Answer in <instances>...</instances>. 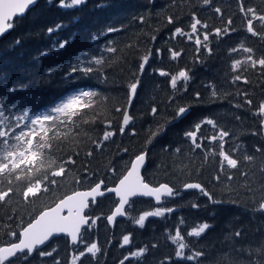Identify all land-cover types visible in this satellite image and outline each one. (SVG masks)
<instances>
[{
	"label": "trees",
	"instance_id": "1",
	"mask_svg": "<svg viewBox=\"0 0 264 264\" xmlns=\"http://www.w3.org/2000/svg\"><path fill=\"white\" fill-rule=\"evenodd\" d=\"M244 3L255 8L258 14H264V0H244ZM216 7L221 8V14L214 12ZM192 12L208 23L207 31L225 27L228 18L233 20L230 28L234 30L227 35L210 36L212 54L208 55L202 50V62H194L193 43L183 37L169 41L174 27L189 30L187 26ZM141 15L146 18L145 24L135 19ZM168 16L178 17L177 22L167 24ZM14 23V28L0 38V98H3L6 110L17 105L11 108L12 113H19L26 106L43 111L55 103L68 87L63 83V76L70 71V60L82 52L87 54L85 59L98 56L101 47L115 41L114 46L121 51L112 55L121 58L127 53V56L126 62L113 60L111 67L104 69L107 82L93 74L91 79L71 85L72 88H95L110 98V101L104 100L103 96L100 98L98 112L103 115L106 106L107 116L112 119L110 130L114 135L99 148L83 135L75 136L72 130H69L68 140L63 143L54 141L53 170L69 155L75 163L63 165L66 168L65 176L57 177L59 186L49 192L25 201L22 188H18L17 194L6 203H0V218L10 223L11 229L26 225L41 210L52 207L75 190L89 188L99 181H104L107 186L114 185L130 159L146 151L145 179L151 185L168 183L177 189L180 195L162 202L164 207H175L177 210L161 217H149L141 228L134 223L135 219L144 211L154 210L161 205L156 206L151 199L136 198L129 214L118 219L111 230L106 216L116 200L112 194L105 195L87 210L91 217L100 219L84 236L89 245L96 242L100 252L95 257L86 254L81 258L82 264H120L130 248L145 245L148 248L145 256L133 260L132 264H159L166 257H172L170 264H195L177 261L174 257L175 246L168 239L169 235H174L180 218L186 221L184 227L189 229L205 221L212 225L199 238L186 237L196 250L205 253L200 258L201 264H264V212L258 208L264 198V127L259 122L261 117L254 115V108L235 106L243 103L241 96L228 94L246 91L253 105L264 100V73L259 67L242 72L249 83L245 84L243 80L230 83L235 75L230 69L231 61L247 55L243 52L230 53V49L243 45L254 49V58L264 55V27L259 21H254L260 34L252 36L247 33L246 18L239 11L238 0H211L207 6L202 4V0H85L72 9L61 8L60 0H38ZM56 25L62 27L49 33L48 29ZM109 27H122L123 30L92 42L93 35L99 37ZM152 35L156 36L155 41L149 40ZM65 41L67 46L64 49L59 52L53 50V45L58 47ZM129 44L135 45V49L125 47ZM168 47L184 49L186 54L178 61H170L166 51ZM157 48L163 50V60L153 58L140 76V85L129 109L134 120L121 134L122 118L115 108L126 103L128 84L132 82V73L137 69L139 57L146 54L148 49L154 51ZM45 52L50 55L44 56ZM184 67L191 69V81L187 92L182 97L178 96L177 100L180 104L192 103L193 107L186 117L176 121L172 108L166 107L168 97L172 95L167 78L161 77L153 69L162 68L174 73ZM209 83L216 85L221 93L215 99L210 98L209 89L205 87ZM195 92L200 93V102L195 101ZM37 98H40L39 102ZM153 106L158 108L156 116L151 114ZM85 118L91 120L92 116L89 114ZM204 118L213 119L218 129L230 133L229 137L224 138V150L241 160L238 169L220 172L219 141L209 143L205 140L203 149H194L191 142L186 140L184 132L190 130L194 122ZM166 120L171 123H165ZM161 126L162 131L157 132ZM94 127L96 130L90 133L92 139L102 138L104 125ZM87 128V125H83L81 131ZM201 131L204 136L217 133L206 124ZM177 148L179 152L175 151ZM257 148L261 151L257 152ZM123 149L128 151L124 152ZM89 151L92 152L91 156L87 155ZM245 154L254 159L251 162L243 161ZM113 168L116 169L115 174L110 172ZM242 172H246L247 176H242ZM229 174L232 176L230 181L226 178ZM85 176L89 179H83ZM217 176L219 180L215 179ZM188 182L202 184L214 199L222 203H211L197 191L181 192L180 188ZM194 202L200 204L198 209L190 207ZM7 217H12L11 221H7ZM236 230H241L240 237L234 236ZM3 232L4 226L0 223V245L6 242L2 238ZM124 234H132V244L122 248L120 245ZM52 248L57 249L54 258L61 264H71L74 252L86 251L83 244L79 245L78 250L74 249L64 236L55 237L44 246L48 251ZM15 264L20 262L16 261ZM25 264L54 262L53 257L42 258L33 254Z\"/></svg>",
	"mask_w": 264,
	"mask_h": 264
},
{
	"label": "snow or ice",
	"instance_id": "2",
	"mask_svg": "<svg viewBox=\"0 0 264 264\" xmlns=\"http://www.w3.org/2000/svg\"><path fill=\"white\" fill-rule=\"evenodd\" d=\"M85 0H60V7L64 9H72L81 4ZM36 3V0H0V37L12 30L15 26L17 18L24 16L27 10ZM202 4L207 6L211 4V0H202ZM239 11L243 13L246 18V31L252 36H257L258 33L254 21H259L264 27V14H258L253 7L246 6L244 0H238ZM214 12L221 14V8L216 7ZM190 22L188 24V31L184 27L177 26L169 37V41L176 40L177 37H183L187 41L195 45L194 48V62H202L200 55L203 50L208 55L212 54V48L209 46L210 36L215 34L217 37L227 35L233 23L232 18H228L225 27H215L212 31H207L209 25L203 22L195 12L190 13ZM135 19L139 20L141 24L146 23L145 16L141 15ZM177 18L173 16L167 17V24H175ZM62 25H56L55 28H49L48 32L52 33L59 30ZM122 27H109L106 32L100 33V36L93 35L92 42H96L99 38L109 35L110 33L122 31ZM156 36L149 37L150 41H155ZM115 45V41H109L99 50L98 56H92L85 59L86 53H80L74 59L70 60L68 68L70 71L63 76V83L67 85L64 93L43 111H36L31 106H26L19 113H12L11 108L17 105H12L8 110L3 106V98H0V203H6L11 197L17 194V189L22 188V198L25 201H30L38 197L41 193L49 192L53 187H58L59 182L57 177H64L66 168L64 164L75 161L69 155L67 160L63 161L60 166L53 170L55 161L52 156V148L54 141L69 139V130L75 136L83 135L97 147H101L104 141H108L114 132L111 129L112 119L108 118L105 106V112L102 115L98 112L101 105L98 103L103 96L98 89L88 86H77L72 88L71 85H79L80 81L91 79L93 74L97 78L103 79L107 82V76L103 74L106 67H111V62L116 60L117 63L126 62L127 53L121 58H117L112 54H117L119 50ZM67 46V42H62L57 47L53 45L54 51H61ZM126 48L135 49V45H125ZM162 49H148L146 54L139 57L137 69L132 73V82L128 84L126 93V103L122 107H116L115 112L120 114L122 118L119 131L121 134L125 132L127 126L133 122L134 117L129 114L128 108L131 106L134 97L137 94L140 85V76L144 73L146 66H148L153 58H160L161 62ZM170 61H178L185 55L184 49H177L175 47H168L166 49ZM243 52L247 55L233 59L230 64L231 72L235 73L231 77V84L243 80L245 84L249 83L246 76L242 72H247L249 68L256 69L259 67L264 73V55L259 58H254L252 47H245L241 45L239 48L233 47L230 53ZM44 56L50 55L45 52ZM158 72L161 77H166L167 82L172 90V95L168 97V104L166 107L172 108L174 112L173 119L180 121L189 114L193 107L192 103L180 104L177 97H182L188 90V84L191 81V69L184 67L178 68L176 72L166 71L162 68L153 69ZM209 89L210 98L215 99L221 93L218 91L216 85L209 83L205 85ZM229 95H237L243 98V103H237L236 107L248 106L250 109L254 108V115L261 117L260 124L264 127V100L258 104L253 105V100L248 98L247 92L228 93ZM195 101L200 102V93H194ZM40 98H37L39 102ZM104 100H109V97L103 96ZM20 103V102H17ZM91 114L92 119L85 117ZM153 116L158 115V108L153 106L151 108ZM165 123H171L166 120ZM97 124H103L102 138L93 140L90 133L94 132ZM210 125L214 130H217L215 135L204 136L202 133L203 125ZM87 125V130L81 131V126ZM163 126L157 129V132L162 131ZM63 129V131H62ZM133 134L135 132L133 131ZM200 134V135H198ZM254 135L256 133H253ZM186 140L191 142L194 149H203L204 141L209 143L219 141V170L221 173L227 169H238L241 160L235 158L224 150V138L229 137L230 133L223 129H218L216 122L211 118H204L199 122H194L190 130L184 132ZM239 148V146H237ZM167 150V149H165ZM234 149L233 151H236ZM127 152L128 149H123ZM179 152L180 149H176ZM261 151L260 148L256 149ZM88 156L92 152H87ZM146 152H141L135 155L134 159H130L125 166L123 173L120 175L113 187H108L104 181L95 183L86 191H74L70 195H66L59 199L53 207L43 209L34 218H30L26 225H22L19 229H11V224L5 222L0 218V223H3L4 232L3 237L6 242L0 245V264H15L19 261L20 264H25L28 258L33 254L40 257H53L54 264H61V261L54 258L56 248L51 251L45 250L48 242L61 235L70 238V244L74 249H79V245L83 244L86 251H76L73 254L71 264H82V259L86 254L95 257L100 248L96 242L90 245L85 242V234L92 229L100 217H91L86 212L91 205L97 203L98 197H104L106 193H111L118 199L115 201L114 210L106 217L109 224H112L117 217H125L129 214V209L134 204V198L147 197L152 198L159 207L154 210L144 211L135 219L134 223L141 228L144 227L145 221L149 217H161L165 213H173L177 209L175 207H164L163 201L165 198H173L180 195V192L168 183H160L158 186H152L147 182L142 170L146 165ZM243 161L251 162L254 157L250 155H243ZM113 174L116 169H110ZM242 176H247L246 172L241 173ZM229 181L232 176L229 174L226 177ZM83 179L87 180L89 177L85 176ZM219 180V176L215 177ZM14 182H16L14 184ZM80 181H77L79 183ZM103 187V190H101ZM184 190H197L200 195L207 197L208 201L214 204L222 203V201L214 199L212 194L200 183H185ZM190 207L198 209L199 203H191ZM259 210L264 212V198L261 199ZM12 217H7V221H11ZM186 221L183 218L178 220V226L175 228L174 235H169L168 239L175 246L174 257L177 261L184 260L187 262H195L201 264L200 258L205 255L201 250H196L193 243L186 240V237L199 238L209 230L212 225L208 222H201L198 225L192 226L190 229L184 227ZM11 229V230H8ZM183 229V234H182ZM241 230L234 232L235 237H240ZM132 244V234H124L122 236L121 247ZM156 247V245H152ZM147 246L130 248L120 264H132L133 260L142 258L147 253ZM172 257H166L164 261L159 264H170Z\"/></svg>",
	"mask_w": 264,
	"mask_h": 264
},
{
	"label": "water",
	"instance_id": "3",
	"mask_svg": "<svg viewBox=\"0 0 264 264\" xmlns=\"http://www.w3.org/2000/svg\"><path fill=\"white\" fill-rule=\"evenodd\" d=\"M37 1H38V0H36V3H37ZM36 3H35V4H36ZM35 4H34V5H35ZM34 5H33V6H34ZM33 6H31V7H33ZM31 7H30V8H31ZM30 8H29V9H30ZM27 11H28V10H27ZM27 11H26V12H27ZM7 33H8V32H7ZM4 35H5V34H4ZM4 35H3V36H4ZM0 38H1V37H0ZM129 109H130V107L128 108V111H129ZM144 152H146V151H144ZM146 153H147V152H146ZM139 154H140V153H139ZM133 159H134V158H133ZM146 163H147V157H146ZM145 166H146V165H145ZM144 168H145V167H144ZM143 170H144V169H143ZM143 170H142V174H143ZM117 181H118V180H117ZM117 181H116V182H117ZM99 182H100V181H99ZM188 183H191V182H188ZM195 183H197V182H195ZM94 185H95V184H94ZM94 185H93V186H94ZM114 185H115V184H114ZM114 185H110V186H108V187H113ZM152 186H158V185H152ZM89 188H90V187H89ZM89 188H86V189H78V190H75V191H86V190H88ZM101 190H103V187H102ZM180 191H181V192H186V191H197V190H184V189H183V186H182V187L180 188ZM197 192H198V191H197ZM72 193H73V192H72ZM72 193H70V194H72ZM70 194H68V195H70ZM110 194H111V193H106V195H110ZM112 195H113V194H112ZM113 196H114V195H113ZM100 198H102V197H98L97 200L100 199ZM114 198H115L116 200L118 199L117 197H114ZM138 198L151 199V200L154 202V204L157 205L156 202H155L152 198H147V197H138ZM134 199H136V198H134ZM95 204H96V203H95ZM95 204H93V205H95ZM53 206H54V205H53ZM53 206H52V207H53ZM114 207H115V206H114ZM114 207L112 208L111 212L114 210ZM86 211H87V210H86ZM111 212H110L108 215H110ZM108 215H107V216H108ZM107 216H106V217H107ZM120 218H124V217H117L116 220H115L112 224H109V223L107 222L108 226H109L111 229L114 228L115 222H116L118 219H120ZM106 221H107V220H106ZM61 236H63V235H61ZM59 237H60V236H59ZM67 239H68V241H69V243H70V238L67 237ZM51 240H52V239H51ZM51 240H50V241H51ZM50 241H49V242H50ZM49 242H48V243H49ZM43 247H44V246H43Z\"/></svg>",
	"mask_w": 264,
	"mask_h": 264
},
{
	"label": "bare ground",
	"instance_id": "4",
	"mask_svg": "<svg viewBox=\"0 0 264 264\" xmlns=\"http://www.w3.org/2000/svg\"><path fill=\"white\" fill-rule=\"evenodd\" d=\"M54 205H55V204H54ZM109 229H111V228L109 227ZM112 229H113V228H112ZM112 229H111V230H112ZM69 244H70V243H69ZM70 245H71V244H70ZM71 246H72V245H71Z\"/></svg>",
	"mask_w": 264,
	"mask_h": 264
},
{
	"label": "rangeland",
	"instance_id": "5",
	"mask_svg": "<svg viewBox=\"0 0 264 264\" xmlns=\"http://www.w3.org/2000/svg\"><path fill=\"white\" fill-rule=\"evenodd\" d=\"M69 2H70V0H69Z\"/></svg>",
	"mask_w": 264,
	"mask_h": 264
}]
</instances>
